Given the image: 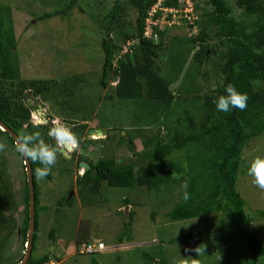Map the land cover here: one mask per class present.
<instances>
[{
    "label": "trees",
    "instance_id": "1",
    "mask_svg": "<svg viewBox=\"0 0 264 264\" xmlns=\"http://www.w3.org/2000/svg\"><path fill=\"white\" fill-rule=\"evenodd\" d=\"M59 1L63 2L59 9L45 13L39 19L69 15L76 5L80 6L85 0ZM156 1H129V6L136 8L138 12L134 34L122 32V27L116 23L118 13L127 7L122 0H114L111 9L99 20L97 27L102 36L103 60L98 82L99 89L104 90L105 96L100 109L105 102L113 104L115 98L120 105L129 101L132 103V108L129 109L139 112L136 121L143 124L141 127L147 128L156 124L160 127L152 136L136 131V136L144 138L143 151L135 154V160L140 165L137 170L136 163L117 165L112 159H99L89 165V169L82 176L76 177L77 192H82L85 185L96 192L100 188V182L118 188L145 186L149 191L159 192L176 189V186L187 180L190 199L185 202L181 191V199L167 212L168 220L174 223L214 214L225 215V225L231 235L226 237L228 240L218 242L221 245L228 242L222 248L223 252L241 254L246 264H260L261 260L264 262V245L246 226L252 221L253 215L264 218V209L254 214L247 211L237 185L238 177L243 173L241 169L244 167V148L251 140L264 133V0H234L233 5L240 11L238 17L233 15L229 0H194V11H200L193 21V28L196 26L197 30L191 37L183 38L179 45H171L169 59L165 62L166 66L169 65L177 73L176 78L168 73H160L156 59L160 43L154 44L152 38L143 37L147 12ZM182 3V0H164L163 5L180 8ZM9 13V9H0V120L18 136L22 124L29 121L30 105L28 102L23 105L22 101L30 93L26 94L25 91L30 90L33 96L41 95L43 100L58 104V112H62V115L68 114L73 119L70 124L79 129L75 133L79 138V145L83 149L88 148L92 142L81 141L82 134H79L87 126L78 124L76 120L84 121L87 117L84 110L87 107L84 105L87 104L89 108L96 106L99 100L97 95L81 96L82 92L87 91L79 83L68 91L69 98H66V91L61 92L52 81L38 84L20 80L18 65L12 58L15 41L11 35H7L6 17ZM105 32L110 33V36L116 35L117 41L121 43L138 40L134 46L128 47V52L120 53L123 46L114 44ZM157 33L161 38L162 33ZM213 39L216 40L215 44L212 43ZM212 76H216L213 84L210 81ZM112 78L116 80L114 91L110 87L114 82L109 83ZM179 78L180 86L173 91L171 85ZM229 84L234 85L238 92L247 94L249 99L245 110H216L214 101L219 96L226 95L225 89ZM96 116L101 118L97 112ZM63 118L66 120V116ZM39 127L46 131L41 133L45 142L54 146L51 140L47 142L48 127L30 124L28 131H39ZM0 135H4L9 144L15 147L7 133L0 130ZM125 136L130 140L128 147L132 150L134 137L126 132ZM176 152H180L178 161L181 167L174 163L173 155ZM70 160L74 161L73 158ZM82 160H85L82 156L76 160L77 167ZM184 163L187 166H183ZM30 164L35 193L33 253L39 210L35 168L41 165L31 161ZM45 180H51V174ZM12 201L13 196L0 163L1 230L11 227L8 212ZM22 201L24 217L20 234L26 242L29 221L26 177ZM70 202L65 201L64 206H69ZM129 217L132 218L133 214ZM130 223L129 220L128 224ZM51 236L53 233H50ZM193 236L195 235L187 233L184 240ZM206 244L204 255L211 250L215 252L212 245L216 243ZM23 257L5 264H19ZM49 257L48 254L38 259L31 257L28 264H44ZM158 264L167 263L160 260Z\"/></svg>",
    "mask_w": 264,
    "mask_h": 264
},
{
    "label": "rangeland",
    "instance_id": "2",
    "mask_svg": "<svg viewBox=\"0 0 264 264\" xmlns=\"http://www.w3.org/2000/svg\"><path fill=\"white\" fill-rule=\"evenodd\" d=\"M58 1L0 0V9L6 8L10 12L6 17L7 35H11L15 41L12 58L18 65L19 78L38 84L52 81L61 92L66 91V98H69L68 91L79 83L82 87L85 86L87 91L82 92L81 96L95 97L93 95L96 94L99 99L97 105L92 104L93 110L87 104L84 105L87 107L84 108L87 117L82 122L76 120L78 124L87 126L84 131L79 132L82 134L81 141L88 140L86 134L89 127H96L102 131L116 130L120 133L107 135L110 137L105 136L100 142L89 143L88 148L78 149V157H84L88 166L99 159H112L117 165L136 163L137 170L140 165L135 160V154L144 148L142 144L144 138L136 136V131L152 136L160 125L141 127L143 124L136 121L139 112L129 109L132 108L129 101H126L125 105H120L115 98L113 104L105 102L100 109L105 96L104 90L99 89L98 82L103 51L101 31L99 33L97 25L111 9L114 0H85L80 6L76 5L69 15L40 20L41 15L62 6L63 2L59 1L61 3L59 4ZM122 1L127 7L118 13L116 23L122 27V32L134 34L138 12L136 8L129 6L130 0ZM229 1L233 15L238 17L240 11L233 5L234 0ZM199 13L200 11H193V19L199 16ZM192 23L193 21L183 20L178 27L164 26V31H160L161 38L158 33L153 36L154 44L160 43L156 58L160 73H168L172 78L177 77L174 69L166 66L165 62L169 59L171 45H179L183 38L191 37L196 32L197 27L193 28L195 24ZM105 33L114 44L121 47L126 45L127 42L117 41L116 35L110 36V33ZM212 43L215 44L216 40L213 39ZM114 79L109 82L110 84L114 82L112 86L110 85L112 91L115 89ZM210 79L213 84L216 76ZM180 82L181 78L171 85V89L175 91ZM25 92L26 94L30 92L22 101L23 105L27 102L30 105L29 121L36 116L35 111L39 105L43 108L42 115L46 116L48 121L50 119L55 122L59 118L72 131L74 129V133L77 132L78 128L70 124L73 119L68 114L62 115V112H58V104L43 100L41 95L33 96L30 90ZM96 112L101 118H97ZM65 116L66 120L63 118ZM38 120L40 123L36 126H42L43 120L40 121L39 117ZM39 131L46 132L40 127ZM125 132L134 137L132 150L128 147L130 140L126 138ZM0 143L6 145L5 150L0 152V163L13 196L8 212L12 228L0 229V260L5 264L25 254L26 244L20 229L23 226L22 195L26 176L23 160L15 152V147L9 144L4 135H0ZM59 155L51 171V180L37 181L38 230L32 259L48 254L57 264H158L160 260L166 261L167 264H184L185 259L189 260V264L191 259H198L200 264H246L241 254L223 252L222 248L228 242L222 244L223 246L218 243L221 240H228L226 237L231 235L225 225L227 216L214 214L174 223L168 220L167 212L181 199L179 193L183 190L180 185L173 190L155 192L149 191L145 186L118 188L100 182V188L96 192L86 185L82 192H77L78 187L75 186L74 180L76 163ZM179 155L180 152H176L173 159L176 166L181 167ZM257 156L264 157V133L251 140L244 148L242 153L244 167L241 169L243 173L238 177L237 189L246 203L247 211L253 214L264 209V191L253 187L246 174L248 163ZM183 166L187 164L184 163ZM65 201H71L70 205L64 206ZM41 206L44 208L41 209ZM131 213L132 218L129 217ZM246 228L264 245V218L253 215ZM50 233H53V236L50 237ZM187 233L195 236L184 240ZM87 240L89 242L100 240L111 249L107 248L108 251L89 255L77 253L74 256L69 252L77 243L78 251L83 250L85 246L83 241ZM205 242L211 244L214 242L216 245L218 243L217 246L212 245L215 252L211 250L208 254L197 256L194 249L200 245L206 248ZM260 264L264 262L261 260Z\"/></svg>",
    "mask_w": 264,
    "mask_h": 264
},
{
    "label": "clouds",
    "instance_id": "3",
    "mask_svg": "<svg viewBox=\"0 0 264 264\" xmlns=\"http://www.w3.org/2000/svg\"><path fill=\"white\" fill-rule=\"evenodd\" d=\"M144 24H145V21H144ZM171 27H178V26H171ZM156 30L157 31H155V28H154L152 35L149 38L147 37L145 38L153 39V36L156 35V32L164 31V26L163 28L156 27ZM137 40L138 39L135 40L136 41L135 43H137ZM114 67H115V61H114ZM237 70H238V67H237ZM225 91H226V95L219 96L217 100L214 101L217 111L228 112L231 109H238V110L243 111L247 108V101L249 98L246 93L238 92L236 88L234 87V85L232 84H229L226 87ZM39 123L40 122L38 118L33 116L31 121H26L22 124L20 134L16 137L15 152L19 154L20 156H22L23 158H25V160L31 161L33 163H38L41 165V167L35 168V179L37 181H42L51 174L52 168L55 167L56 162H57L58 153L69 155V153L76 151L79 148L80 141H79V138L76 136V134L71 130V128L67 126L66 124L62 123L58 118L47 132V136L55 142L54 146H50L42 138L40 131H31V132L28 131L30 124L36 126V125H39ZM90 130H100V129H96V127L88 128L87 134H86L88 137V140L86 141H89V142H100L102 138H104L107 135H110V134H104L102 136H96L95 134H90L89 133ZM104 130H109V129H104ZM5 148H6V145L4 143H0V152H3ZM81 162L85 163L84 160L80 161L79 163ZM79 163H78V166H79ZM23 167L25 170L24 161H23ZM77 169L81 171V174L79 176H82L84 172L87 171V170H84L83 168L80 169L77 167ZM246 174L250 178V182L253 187H256L259 190L264 191V157L257 156L253 158L247 165ZM32 176H33V173H32ZM187 187H188V181L185 180L180 185V188L183 190L182 199L185 202H187L190 199V194L187 192ZM96 242H99V241H96ZM96 242H90V243H96ZM90 243H86V244H90ZM72 250H73L72 254L74 256L77 255V253L81 254L80 251H78V247L74 246ZM105 251H108V250H105ZM105 251H102V252H105ZM194 251L197 254V256L203 255L205 252V246L200 245L196 247ZM49 260H52V259L49 257ZM184 264H189V260L185 259ZM190 264H200V261L198 259H191Z\"/></svg>",
    "mask_w": 264,
    "mask_h": 264
},
{
    "label": "built area",
    "instance_id": "4",
    "mask_svg": "<svg viewBox=\"0 0 264 264\" xmlns=\"http://www.w3.org/2000/svg\"><path fill=\"white\" fill-rule=\"evenodd\" d=\"M182 7L180 8H170L163 5L164 0H157L148 10L147 16L145 18L144 26V37L149 38L152 35L154 28L167 25L180 26L182 21L192 22L193 11H194V0H182ZM136 41L127 42L125 46L122 47L123 51L121 53L128 52V47L135 44ZM80 250V253L84 254H95L107 250L105 244L101 241L96 243L85 244V246ZM44 264H57L53 260H49Z\"/></svg>",
    "mask_w": 264,
    "mask_h": 264
},
{
    "label": "water",
    "instance_id": "5",
    "mask_svg": "<svg viewBox=\"0 0 264 264\" xmlns=\"http://www.w3.org/2000/svg\"><path fill=\"white\" fill-rule=\"evenodd\" d=\"M41 107H38V115L42 116ZM0 130L7 133L11 139L14 142L16 141L17 134H15L10 128H8L1 120H0ZM90 134H95L96 136H102L104 134H110V135H118L120 132L116 130H90ZM64 157L67 159L70 158V156L67 154H63ZM23 158V157H22ZM24 165H25V175H26V182L28 186V193H29V221H28V229H27V235H26V247H25V254L22 259V261L19 264H28V261L31 258L32 254V242H33V235H34V229H35V193H34V183H33V176H32V169L30 165V161L25 160L23 158ZM78 168H83L84 170H88L89 166L81 162L79 163Z\"/></svg>",
    "mask_w": 264,
    "mask_h": 264
},
{
    "label": "flooded vegetation",
    "instance_id": "6",
    "mask_svg": "<svg viewBox=\"0 0 264 264\" xmlns=\"http://www.w3.org/2000/svg\"><path fill=\"white\" fill-rule=\"evenodd\" d=\"M38 107H40L39 105L37 106V109H36V111H35V117H39V119H40V121H42L43 120V122H42V126H46L47 127V125L48 124H51L50 126H49V128L53 125V123H54V121H52V120H50L49 119V121L47 120V118H46V116H44V115H42V116H39L38 115ZM41 110H43V108L41 107ZM42 112V111H41ZM48 128V129H49ZM49 140H51V142H52V144H55V142L51 139V138H49ZM80 148H82V146L81 145H79V148L78 149H80ZM78 149L76 150V151H73V152H71V153H69V155H70V158L69 159H72V158H74V157H76L75 158V160H74V162L79 158L78 157ZM58 155H59V153H58ZM74 155V156H73ZM80 156V155H79ZM66 159V158H65Z\"/></svg>",
    "mask_w": 264,
    "mask_h": 264
},
{
    "label": "crops",
    "instance_id": "7",
    "mask_svg": "<svg viewBox=\"0 0 264 264\" xmlns=\"http://www.w3.org/2000/svg\"><path fill=\"white\" fill-rule=\"evenodd\" d=\"M80 174H81V171H79L78 169H76V171H75V177H74L75 179H74V180H76V177L79 176ZM76 183H77V182L75 181V186H77ZM41 208H44V207L41 206ZM99 241H100V240H99ZM83 243L86 244V243H90V242H89V240H87V241H83ZM78 245H79V244L77 243V244L75 245V247H78ZM108 248H110V247H108ZM72 251H73V250L71 249L69 252L73 253ZM72 255H73V254H72Z\"/></svg>",
    "mask_w": 264,
    "mask_h": 264
}]
</instances>
